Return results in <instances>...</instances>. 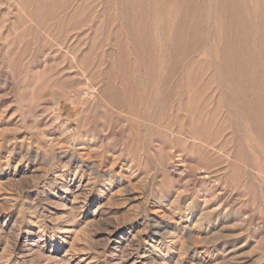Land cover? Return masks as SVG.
Wrapping results in <instances>:
<instances>
[{"label":"rangeland","instance_id":"1","mask_svg":"<svg viewBox=\"0 0 264 264\" xmlns=\"http://www.w3.org/2000/svg\"><path fill=\"white\" fill-rule=\"evenodd\" d=\"M0 264H264V0H0Z\"/></svg>","mask_w":264,"mask_h":264}]
</instances>
